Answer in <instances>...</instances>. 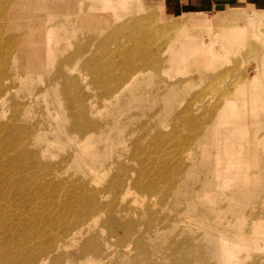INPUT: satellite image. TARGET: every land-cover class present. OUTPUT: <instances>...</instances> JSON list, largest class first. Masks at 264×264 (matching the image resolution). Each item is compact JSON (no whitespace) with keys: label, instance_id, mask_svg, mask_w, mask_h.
Segmentation results:
<instances>
[{"label":"rangeland","instance_id":"1","mask_svg":"<svg viewBox=\"0 0 264 264\" xmlns=\"http://www.w3.org/2000/svg\"><path fill=\"white\" fill-rule=\"evenodd\" d=\"M16 1L0 264H264V0Z\"/></svg>","mask_w":264,"mask_h":264},{"label":"bare ground","instance_id":"2","mask_svg":"<svg viewBox=\"0 0 264 264\" xmlns=\"http://www.w3.org/2000/svg\"><path fill=\"white\" fill-rule=\"evenodd\" d=\"M32 4V3H31ZM33 5H35V4H32V6ZM45 6H47L46 7V9H51V8H57V7H60L59 5H63V4H60V3H51L50 2V4H47V3H45L44 4ZM22 7H24L25 6V4H23V5H21ZM119 6V5H118ZM0 14H1V16L2 15H4V18L5 19H9L10 18V15L13 13L15 16L16 15H18V14H15V12L16 11H18L19 12V10H20V8H19V5H18V3H17V1L16 0H0ZM73 9V8H72ZM78 19L80 18V17H77ZM218 20V19H217ZM262 19H260V20H257L256 19V21H261ZM19 47V46H18ZM17 47V48H18ZM264 63V62H263ZM263 65V64H262ZM263 68V66L261 67V69ZM227 108H229L228 106L226 107V109ZM229 109H231V107L229 108ZM229 109H228V111H229ZM223 111V110H222Z\"/></svg>","mask_w":264,"mask_h":264},{"label":"crops","instance_id":"3","mask_svg":"<svg viewBox=\"0 0 264 264\" xmlns=\"http://www.w3.org/2000/svg\"><path fill=\"white\" fill-rule=\"evenodd\" d=\"M176 2V0H174ZM196 3H199V5H203L204 7H211L212 5H222L225 3H229L235 0H193ZM242 2H246L249 5L257 6L255 3H259L257 0H241ZM166 2H168L166 0ZM264 4V2H262ZM171 6V3H169Z\"/></svg>","mask_w":264,"mask_h":264}]
</instances>
